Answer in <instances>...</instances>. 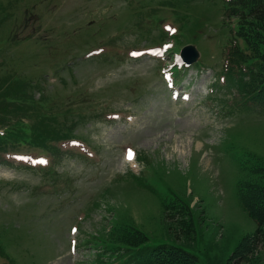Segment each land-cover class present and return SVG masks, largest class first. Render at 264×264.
Masks as SVG:
<instances>
[{"label": "rangeland", "instance_id": "rangeland-1", "mask_svg": "<svg viewBox=\"0 0 264 264\" xmlns=\"http://www.w3.org/2000/svg\"><path fill=\"white\" fill-rule=\"evenodd\" d=\"M171 12L174 37L161 30ZM225 26L220 0H0L3 144L34 127L84 140L91 161L67 154L70 141L47 174L0 165V264H113L122 226L202 264H264L237 196L263 180L254 169L264 166V103L228 85ZM162 42L170 70L184 49L196 55L177 89L188 102L170 100L158 61L127 56Z\"/></svg>", "mask_w": 264, "mask_h": 264}, {"label": "trees", "instance_id": "trees-1", "mask_svg": "<svg viewBox=\"0 0 264 264\" xmlns=\"http://www.w3.org/2000/svg\"><path fill=\"white\" fill-rule=\"evenodd\" d=\"M220 2L224 8V23L227 25L225 28L231 38L229 63L233 68H239L237 81L234 83V75L228 76V79L247 100L259 99L264 103V0ZM3 100L7 98L4 97ZM9 139L10 136L0 137V152H4L7 145L11 144L49 150L51 143L67 140L52 138L50 134L40 133L34 127L31 128L30 137L17 141V144H3ZM254 171L261 174L260 178L263 180L246 186L240 184L237 196L244 211L257 225L253 241L264 246V186L261 185L264 184V166L257 163ZM163 208L167 219L168 211L173 208L168 205H163ZM111 244L121 254L120 259L113 264H202L197 257L177 247H151L145 234L129 226H122L114 234ZM243 247L244 245L241 250L244 249V253L249 255V246Z\"/></svg>", "mask_w": 264, "mask_h": 264}, {"label": "water", "instance_id": "water-1", "mask_svg": "<svg viewBox=\"0 0 264 264\" xmlns=\"http://www.w3.org/2000/svg\"><path fill=\"white\" fill-rule=\"evenodd\" d=\"M181 57L184 60V62H186L187 64H191L196 60V55L193 52V50L190 48L184 49L182 51Z\"/></svg>", "mask_w": 264, "mask_h": 264}, {"label": "snow or ice", "instance_id": "snow-or-ice-1", "mask_svg": "<svg viewBox=\"0 0 264 264\" xmlns=\"http://www.w3.org/2000/svg\"><path fill=\"white\" fill-rule=\"evenodd\" d=\"M174 31V30H173ZM133 158V154L129 151L128 159L131 160Z\"/></svg>", "mask_w": 264, "mask_h": 264}]
</instances>
